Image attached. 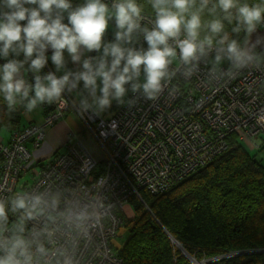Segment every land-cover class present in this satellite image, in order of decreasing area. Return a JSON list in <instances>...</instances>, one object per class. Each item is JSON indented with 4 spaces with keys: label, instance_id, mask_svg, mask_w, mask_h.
I'll list each match as a JSON object with an SVG mask.
<instances>
[{
    "label": "clouds",
    "instance_id": "9594fccd",
    "mask_svg": "<svg viewBox=\"0 0 264 264\" xmlns=\"http://www.w3.org/2000/svg\"><path fill=\"white\" fill-rule=\"evenodd\" d=\"M65 13L68 24L63 23ZM113 19L115 42L106 43ZM144 20L151 29L141 26ZM22 21H27L24 26ZM261 23L264 0H113L110 7L103 0H84L75 8L71 0H0V57L24 56L0 67V97L7 114L22 108L29 115L42 105L67 107L64 94L76 91L72 106L80 114L100 115L113 101L133 107L136 98L125 99L129 90L155 101L178 76L190 81L201 73V65L207 83L219 84L244 70L264 71V51H257L264 37L250 39ZM241 33L242 40L233 38ZM141 35L146 50L134 47ZM48 48L57 71L65 68V51L82 70L40 75ZM93 51L101 54L82 60ZM25 71L34 74V85ZM178 91L173 87L169 94ZM256 123L264 126V112L256 115ZM7 132L6 124L0 126V136ZM260 145V140L250 142L252 148ZM42 183L43 190L37 186L0 196V264H83L82 252L112 218L106 178L92 187Z\"/></svg>",
    "mask_w": 264,
    "mask_h": 264
},
{
    "label": "built area",
    "instance_id": "2783aa9c",
    "mask_svg": "<svg viewBox=\"0 0 264 264\" xmlns=\"http://www.w3.org/2000/svg\"><path fill=\"white\" fill-rule=\"evenodd\" d=\"M105 2L110 7L113 0ZM141 26L152 27L148 20L141 21ZM135 47L147 49L142 35ZM227 66L225 62L223 67ZM206 71L201 65V73L190 81L178 76L155 101H145L129 90L125 99L136 98L133 107L113 102L100 115L80 114L72 106L75 98L66 92L67 107L50 105L42 125H29L13 132L7 143L0 141V196H11L17 179L40 157L44 128L73 113L91 132L104 160L93 157L77 139L66 153L44 161L23 190L37 186L43 190L42 181L62 182L69 188L81 183L92 187L99 178H106L112 218L95 236L94 245L82 252L83 264H120L112 240L131 195L138 196L140 190L162 194L224 153L230 136L250 145V137L264 130L256 123V115L264 112V71L244 70L235 79L215 85L207 83ZM173 87L179 91L170 95ZM107 111L112 113L106 116Z\"/></svg>",
    "mask_w": 264,
    "mask_h": 264
},
{
    "label": "trees",
    "instance_id": "16d2710c",
    "mask_svg": "<svg viewBox=\"0 0 264 264\" xmlns=\"http://www.w3.org/2000/svg\"><path fill=\"white\" fill-rule=\"evenodd\" d=\"M103 2L106 3L105 0ZM138 2L145 3V0ZM71 3L75 8L84 0H71ZM146 11L151 10L148 8ZM64 21L68 23L66 13ZM112 21L115 24L114 19L109 22ZM20 23L25 25L23 21ZM110 28L112 31L106 35L112 33L108 40L115 41L116 28ZM243 37L244 33L239 36L233 34V38L238 40ZM48 50L45 52L47 63L40 75L51 72L48 55L53 51L48 53ZM10 59L23 61L24 56L23 53L19 56L10 53L7 59L0 57V67ZM24 76L34 85L33 73L25 71ZM80 84L83 87V82ZM41 108L42 125L50 105H42ZM23 114L22 108L7 114L5 102L0 97V126H9L10 137L13 132L23 129L18 127ZM29 125L39 126L34 123ZM73 137L74 134L68 136L62 144L64 153L74 145L70 142ZM227 144L224 153L162 194L151 195L140 190L138 196L128 198L127 205L132 216L119 214L121 225L118 231L122 230L123 234L118 235L117 232L116 239L121 240L118 248L112 243L120 264H190L186 256L197 262L207 261L206 264H264V253L240 255L244 250H264V166L234 137L230 136ZM263 147L264 144L257 150ZM58 151L56 149L48 156H40L17 179L12 195L31 184L34 172L40 171L44 161L64 154ZM2 160L0 155V171ZM20 180L23 182L20 183Z\"/></svg>",
    "mask_w": 264,
    "mask_h": 264
},
{
    "label": "crops",
    "instance_id": "0c3cea01",
    "mask_svg": "<svg viewBox=\"0 0 264 264\" xmlns=\"http://www.w3.org/2000/svg\"><path fill=\"white\" fill-rule=\"evenodd\" d=\"M113 26L115 27V24H113V21L111 23L109 22V26H108V29L106 30V33L108 31H110L111 30L110 27H113ZM259 26L257 27L256 32H254L251 35V36L254 37V41L258 37H264V27H259ZM111 34L112 33H110L108 35L105 34V36H104V42H106L108 40V36H110ZM109 41H111V40H109ZM262 50H264V47H260V49L258 51H262ZM52 51L53 50H50L49 49L48 50V53H51ZM52 54L53 53H51L50 55H48V57H49L48 59H49V63H50V69H51V72L52 73H55L57 75V77L62 76L64 74V71H67L68 69L71 70V71H73V72L82 70V65L81 64H77V63H73L71 61V57L69 56V54L67 53V51H65L64 52L65 68L63 70H61V71H57L55 65L51 61ZM97 56H99V53L98 52H95V51H93V52H85L84 55L82 56V60L85 59V58H88V57H97ZM78 90L79 91H83V87L81 86V84H79ZM67 94H69L72 97L75 95V99L77 98L76 91H73L72 93H67ZM39 111H40V113H39L40 114V117H39V115L36 114L35 117H33L31 115L28 119H26L24 117V115H23V117L18 122V127L20 129H22L27 124H29V123L37 124V122H36V121H38V120H36L37 118H40L41 121H42V114H43L42 108L39 109ZM81 127L80 128H77V126H75L73 124L72 120L69 119V117H65L64 119H62L61 121H59L58 123H56L52 128H49L48 130L45 131V139H44V141L42 143V146H41V149H40L38 155L41 156V157H45V156L50 155L52 152H54L58 148L57 145H59L62 141H64L63 138H61V135H60V133L63 130L67 131V135H68L69 132H72L73 134L74 133H76V134L78 133L80 135L81 133H83V130L81 129ZM7 133H8V139H7V141H8L9 138H10V134L11 133L9 132V130H8ZM0 140L3 141L4 139L0 137ZM80 141L88 149V147L86 145L87 143L85 144L82 140H80ZM85 141L86 142H89L87 140H85ZM63 143H65V142H63ZM127 210H130L129 206H125V208H124V211H125L126 216H128V212H129Z\"/></svg>",
    "mask_w": 264,
    "mask_h": 264
},
{
    "label": "rangeland",
    "instance_id": "374dc122",
    "mask_svg": "<svg viewBox=\"0 0 264 264\" xmlns=\"http://www.w3.org/2000/svg\"><path fill=\"white\" fill-rule=\"evenodd\" d=\"M264 23H261L260 24V26L259 27H264V25H263ZM250 39L252 40V41H254V37L253 36H251L250 37ZM112 42H115L114 40H112V41H109V40H107L106 41V43H112ZM260 48H257V51L259 50ZM101 52H102V50H101ZM101 53H99V55H100ZM143 79V76H141V80ZM127 86V85H126ZM73 98H75V95L73 96ZM113 102H115V101H113ZM112 102V103H113ZM40 111H39V109H37L36 111H34L33 113H31V114H29V115H25V114H23L24 115V117L26 118V119H28L31 115L33 116V117H35V115L37 114V115H39V117H40ZM112 113V111H107L106 113H105V115L106 116H109L110 114ZM66 117H69V119H71L72 120V122H73V124L75 125V126H77V128H80L81 126V129L84 131V136L83 137H81V136H78L79 134L77 133H74V135H75V137H73L72 139H71V143L72 144H75V138H76V136H78L77 137V139L78 140H82L86 145H87V147H92L93 146V149L91 148V155L93 156V157H95L97 160H104V154L102 153V151L99 149V146L97 145V143H96V141L94 140V138H93V136H92V134H91V132L85 127V125L82 123V121L76 116V115H74L73 113H70L69 115H67ZM36 120H38V121H36L37 122V124L38 125H41V123H42V121H41V119L40 118H37ZM41 121V122H40ZM40 122V123H39ZM27 126H29V124H27L25 127H27ZM50 127H48V128H44V132L46 131V130H48ZM60 135H61V138H63V140L64 141H62L59 145H57V149L59 150L58 151V153H64L65 152V148L64 147H62V144H63V142H66L67 141V139H68V135H67V131H65V130H63L61 133H60ZM1 138H3L4 140H3V142H6L7 141V139H8V133L6 134V135H4V136H0ZM235 138V137H234ZM87 140V141H90V142H86L85 140ZM236 139V138H235ZM249 140H251V142H255L256 140H260L261 141V145L260 146H262L263 144H264V130H262V131H260V132H258V133H255V135H253L252 137H250V139ZM241 143H242V145L244 146V148L251 154V155H254V156H256V158L258 159V160H261V163H262V165L264 166V147L261 149V150H257V148H252V147H250V145H248L247 143H245V142H243V141H240ZM92 144V145H91ZM38 169H39V167H37ZM21 179H23V180H26L25 178H21ZM27 181V180H26ZM23 181L22 180H20V183H22ZM28 182V181H27ZM150 195V194H149ZM127 211H129L128 212V216L130 217L131 215H132V211H130V210H127ZM126 215V214H125ZM127 216V217H128ZM119 234H123V232H122V230H119L118 231V235ZM120 242H121V240L120 239H116V238H114L113 240H112V243H113V245H115V246H117V248L120 246ZM261 251H264V250H258L257 248L256 249H251V250H244V252H241L240 253V255H246V254H250V253H254V254H262V252ZM227 258L229 257V256H226ZM231 257V256H230ZM186 258L189 260V262H190V264H192V262H191V258H189L188 256H186ZM197 264H206V263H208L207 261H200V262H197V261H195ZM212 262H213V260H212ZM216 262V261H215ZM214 262V263H215ZM196 263H194V264H196Z\"/></svg>",
    "mask_w": 264,
    "mask_h": 264
},
{
    "label": "water",
    "instance_id": "95a60500",
    "mask_svg": "<svg viewBox=\"0 0 264 264\" xmlns=\"http://www.w3.org/2000/svg\"><path fill=\"white\" fill-rule=\"evenodd\" d=\"M261 252L264 253V251H261ZM191 262H192V264L196 263L193 259H191Z\"/></svg>",
    "mask_w": 264,
    "mask_h": 264
},
{
    "label": "bare ground",
    "instance_id": "6f19581e",
    "mask_svg": "<svg viewBox=\"0 0 264 264\" xmlns=\"http://www.w3.org/2000/svg\"><path fill=\"white\" fill-rule=\"evenodd\" d=\"M84 136V134L83 133H81V137H83Z\"/></svg>",
    "mask_w": 264,
    "mask_h": 264
}]
</instances>
